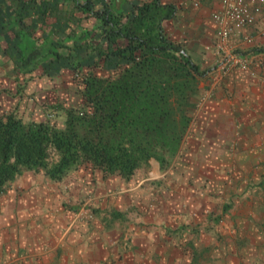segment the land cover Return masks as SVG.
Returning a JSON list of instances; mask_svg holds the SVG:
<instances>
[{
  "label": "crops",
  "instance_id": "1",
  "mask_svg": "<svg viewBox=\"0 0 264 264\" xmlns=\"http://www.w3.org/2000/svg\"><path fill=\"white\" fill-rule=\"evenodd\" d=\"M162 2L175 9L165 30L206 71L177 150L128 178L79 169L53 180L22 169L0 193V264H264V11L229 40L248 69L223 71L214 50L220 0ZM15 7L29 11L23 23ZM39 19L27 0H0V115L23 118L36 92L37 120L47 117L45 100L54 103L57 78L70 74L15 70L14 35L42 36L49 27ZM87 206L93 214L80 218Z\"/></svg>",
  "mask_w": 264,
  "mask_h": 264
},
{
  "label": "trees",
  "instance_id": "2",
  "mask_svg": "<svg viewBox=\"0 0 264 264\" xmlns=\"http://www.w3.org/2000/svg\"><path fill=\"white\" fill-rule=\"evenodd\" d=\"M67 2L71 9L64 7ZM27 5L37 8L49 31L15 33V70L41 68L52 77L66 69L81 101L64 107L63 120L25 122L13 112L0 115V193L22 169L43 170L53 180L80 167L102 179L128 178L150 157L160 158L154 146L175 149L187 120L177 106L196 90L184 91L186 83L177 77L195 81L206 71L165 30L163 21L175 16L171 3L27 0ZM28 13L14 11L21 23Z\"/></svg>",
  "mask_w": 264,
  "mask_h": 264
},
{
  "label": "built area",
  "instance_id": "3",
  "mask_svg": "<svg viewBox=\"0 0 264 264\" xmlns=\"http://www.w3.org/2000/svg\"><path fill=\"white\" fill-rule=\"evenodd\" d=\"M194 7L199 6L198 0H190ZM264 11V0H220L218 11L213 14V21L216 25V43L214 50L220 56L218 66L221 70L227 71L234 67L248 69L249 60L240 54L232 51L229 40L232 36L240 34V30L254 23L258 16ZM245 42L250 43V36L243 37ZM79 211V217L86 219L91 217L90 213Z\"/></svg>",
  "mask_w": 264,
  "mask_h": 264
},
{
  "label": "rangeland",
  "instance_id": "4",
  "mask_svg": "<svg viewBox=\"0 0 264 264\" xmlns=\"http://www.w3.org/2000/svg\"><path fill=\"white\" fill-rule=\"evenodd\" d=\"M216 43V42H215ZM58 76V75H57ZM71 75L69 74V76H67L65 73L62 74L59 78H57V84L58 86L60 85V87H58L56 89V93L53 94L50 99L54 101V103H48V100H45V103L43 104V113L46 116H50V117H55L59 120H63L65 118V111H64V107L65 106H74V107H78L80 105V101H81V97L80 95L75 91L76 86L74 84V82L72 81V78L70 77ZM56 77V76H55ZM179 80H181L182 82L186 83V87L184 89V91H188L190 90V88L195 87L198 88V82L197 79H195V81L193 80H186V77L184 76V74H180L177 77ZM31 79V78H30ZM42 81L44 79H41ZM45 81V80H44ZM34 82H39L38 81H32ZM58 91V92H57ZM51 94V93H50ZM38 94H36V92H33L29 95L30 97V104L26 105L23 109L24 111L21 113L22 117L24 118L25 122H30L32 120H37L39 118V115H37L39 112L42 111L38 110V112H36L33 105H35L36 103L39 104L41 101V99H36V96ZM41 95V93L39 94ZM193 95V92H191V94H189V98L188 101H184L182 103V106H177L178 109H182L183 111H185V113L187 114L186 118L189 117L188 113L190 110V102H191V97ZM196 96V95H195ZM56 97V99H55ZM193 98V97H192ZM34 101V102H33ZM22 118V119H23ZM171 122V121H170ZM181 138V135H180ZM180 138L179 140H177V144L175 149L172 151L170 148L168 147H163L162 145H156L155 150L157 151L158 155H161L160 158L158 160L160 161H164V156H169L172 157L173 153L177 150L179 142H180ZM56 158V155L54 153L50 154L49 159L53 160ZM150 158H155V157H150ZM157 159V158H155ZM79 169H84L83 167H80ZM77 169V170H79ZM74 171V170H72ZM70 171V172H72ZM86 213H90L91 215L94 212V209L91 206H87L86 207ZM85 213V211H84Z\"/></svg>",
  "mask_w": 264,
  "mask_h": 264
}]
</instances>
